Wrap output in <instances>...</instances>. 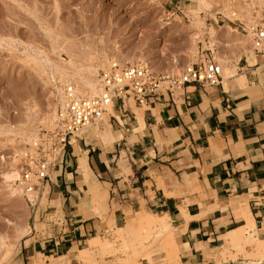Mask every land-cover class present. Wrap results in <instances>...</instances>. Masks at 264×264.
Returning <instances> with one entry per match:
<instances>
[{
    "label": "crops",
    "instance_id": "obj_1",
    "mask_svg": "<svg viewBox=\"0 0 264 264\" xmlns=\"http://www.w3.org/2000/svg\"><path fill=\"white\" fill-rule=\"evenodd\" d=\"M242 72L244 86L186 85L152 100L144 126L116 109L110 146L68 148L39 193L15 264H87L83 248L129 213L167 218L181 264H202L224 238L232 247L228 235L247 225L240 206L262 232L264 60Z\"/></svg>",
    "mask_w": 264,
    "mask_h": 264
},
{
    "label": "rangeland",
    "instance_id": "obj_2",
    "mask_svg": "<svg viewBox=\"0 0 264 264\" xmlns=\"http://www.w3.org/2000/svg\"><path fill=\"white\" fill-rule=\"evenodd\" d=\"M206 1L207 6L200 8L196 0H0V239L6 237L15 245L4 264L16 263L24 238L35 222V207L26 199L12 198L5 181L14 153L29 144L14 141L15 132L34 126L38 134L53 122L58 109L54 106L58 90L65 85L52 80V68L64 65L68 68L67 60L86 68V64H91L87 60L91 55L98 80L99 73L110 63L146 65L158 73L180 74L186 66L203 60L214 58L221 65L220 60L228 58L227 65L234 77L227 82L238 83V77L243 76L242 69L247 67L245 58L251 47L239 38L247 35L246 26L262 14L264 4L260 7L255 3L257 6L251 7L252 0ZM226 3L232 5L236 16L226 15ZM197 16L202 17L203 25L196 24ZM193 33L201 36L196 44ZM257 62L249 61L248 65ZM42 68L48 74L42 73ZM126 110L135 117L140 111L145 115L147 107L129 101ZM112 117L119 118V114L109 110L102 122L77 134L70 150L77 154L79 149H86L85 145L110 146L102 138L107 134L106 121L115 136ZM246 209L239 207L240 216H244ZM113 227L110 236L98 239L101 243H110L113 251L103 253L97 248L91 250L89 260L80 261L87 264L180 263V250L173 244L172 231L149 227L145 217L130 213ZM21 228L29 231L17 239ZM244 235L246 240L240 248L231 247L224 238L220 249L204 254L202 264H264V230L256 234L247 229Z\"/></svg>",
    "mask_w": 264,
    "mask_h": 264
},
{
    "label": "built area",
    "instance_id": "obj_3",
    "mask_svg": "<svg viewBox=\"0 0 264 264\" xmlns=\"http://www.w3.org/2000/svg\"><path fill=\"white\" fill-rule=\"evenodd\" d=\"M251 36V51L245 62L264 60V11L246 26ZM223 69L214 59L186 66L180 74L158 73L145 65L110 63L98 75L99 93L80 94L77 86L64 87V102L58 106L53 122L41 128L37 138L22 148L17 160L15 183L22 187L25 199L36 207L35 194L43 192L51 171L64 152L72 149V139L102 122L110 106L126 112V102L148 107L163 94L173 93L186 85L216 87L223 81ZM113 119V117L111 118Z\"/></svg>",
    "mask_w": 264,
    "mask_h": 264
},
{
    "label": "bare ground",
    "instance_id": "obj_4",
    "mask_svg": "<svg viewBox=\"0 0 264 264\" xmlns=\"http://www.w3.org/2000/svg\"><path fill=\"white\" fill-rule=\"evenodd\" d=\"M197 3L199 4V7L200 8H203V7H206L207 6V1L206 0H196ZM215 1V0H214ZM236 1V0H235ZM228 2H232L233 3V0H230ZM250 2V1H249ZM252 3V4H251ZM251 7L252 5H256L255 3L259 4L260 7L261 5L264 4V0H252L251 2ZM227 4V3H226ZM246 4V3H245ZM228 5V4H227ZM230 5V3H229ZM227 6L226 8V15L228 16H236L237 14H234V11L232 10V5L230 6ZM242 5V4H241ZM257 6V5H256ZM213 7V6H212ZM246 7V6H245ZM248 7H250L248 5ZM254 7V6H253ZM264 7V5H263ZM242 8V7H241ZM255 9V8H254ZM260 9V8H259ZM242 10H247L246 8H243ZM258 10V9H257ZM197 12V11H196ZM244 12V11H243ZM196 14V13H195ZM197 15V14H196ZM225 15V14H224ZM250 16V14H248ZM244 16V14H243ZM198 17V16H197ZM196 17V18H197ZM240 17V16H239ZM242 17V16H241ZM194 19L196 20V24L197 25H203V19L201 18H197V19ZM243 19V18H242ZM251 21V20H250ZM177 23V22H176ZM194 23V22H193ZM195 24V23H194ZM205 26V25H204ZM203 30V28H202ZM204 31V30H203ZM231 31V30H229ZM201 32V31H200ZM210 32V31H209ZM236 32V31H235ZM234 33V32H233ZM231 34V33H230ZM192 38H193V43L196 44L199 39H200V35L198 33H193V35H191ZM215 36V35H214ZM233 36V35H232ZM235 36V34H234ZM239 36V35H237ZM213 37V36H212ZM240 37V36H239ZM238 37V38H239ZM239 39H242L243 42H244V45L248 44L251 46V36L250 34H247V35H243V37H240ZM242 42V41H241ZM219 44H222L221 42H219ZM243 45V46H244ZM247 45V46H248ZM242 46V47H243ZM247 47H245L244 49H246ZM251 48L250 47V51H251ZM249 49V47H248ZM249 51V52H250ZM91 54V53H90ZM196 55V54H195ZM90 61V65L89 64H86L88 67L86 68H82L81 66L78 67V66H75L72 64V62L70 60H67V63L68 64V68L66 65L63 66H55V68H52V73L50 72L51 74V78L54 82H57L59 80V82L62 83L66 86V85H69V84H74L77 86V89H78V92L80 94H88V93H91V94H94V95H97L100 91H99V86H98V80H97V70L95 68L94 65H92V61L94 59V56H89L88 57ZM222 59V58H221ZM227 60L229 61V59L227 58ZM227 60H220V63L222 67V69L224 68V74H223V77H224V81L227 82L229 79L233 78V70L231 68L228 67L227 65ZM93 61V62H94ZM142 61V60H140ZM129 62V61H128ZM100 63V62H99ZM119 63V62H118ZM139 64V63H138ZM84 65V66H86ZM176 65V64H175ZM178 65V64H177ZM98 66V65H97ZM146 66V65H145ZM99 68V67H98ZM42 70V73L46 74L47 71H45L44 68L41 69ZM40 70V71H41ZM153 70V68H152ZM181 69H179L180 71ZM156 71V70H155ZM48 74V73H47ZM238 76V75H237ZM49 81L51 80L50 78L48 79ZM47 82V81H46ZM237 82L240 86H244L246 84V78L245 76H239L238 79H237ZM68 83V84H67ZM63 87V86H61ZM59 89V88H58ZM63 90L64 88L62 89H59L58 90V96H57V103L54 105L56 107L61 105L63 102H64V97H63ZM177 92L178 91H181V90H176ZM51 106V105H50ZM109 110H115L113 106H110ZM56 111V110H55ZM144 111V110H143ZM137 117V120L139 122V124L142 126L143 125V119H144V112L140 111L137 113L136 115ZM55 118V117H54ZM49 121V120H48ZM106 125H107V134L104 136V138H102V140L104 142H106L107 144H112V142H114V136L112 134V131L109 127V123H107L106 121ZM144 126V125H143ZM32 127V129H34L33 127L34 126H30L29 128H20V130L18 132H15V140L14 141H17L18 143L20 144H23L24 142H27L29 144H31L36 138H37V133L35 132V129L34 131H32V129H30ZM30 129V130H28ZM39 131V130H38ZM37 131V132H38ZM39 133V132H38ZM75 141V140H74ZM18 151L14 153V156H13V162L9 165L11 166L10 169L8 170L7 174L5 175V181L8 185V188L10 190V196L13 198V197H18L17 199H21L20 201L22 200H25V195H24V191L22 189L21 186L17 185L15 183V179L17 177V160H16V156L18 155ZM15 199V200H17ZM26 201V200H25ZM28 203V201H27ZM142 217V216H141ZM144 217V216H143ZM244 217L245 219L247 220V225H245V227L243 228H240L236 231H233L231 232L229 235H228V238H229V241L231 242V245L233 248H240V246L242 245L243 241L246 240L245 238V235H244V231L247 232V229H250L251 231L255 230V224H254V219L251 217V215H247V214H244ZM146 218V225H148L149 227H153V226H159L163 229H166V230H170L172 231L173 228H171L170 224L167 222V218H160L158 216H145ZM22 227V226H21ZM20 228V227H18ZM29 230L26 229V228H21L18 230V233L16 234L17 235V239H20L23 237V233L25 232H28ZM16 240V239H15ZM249 240V239H248ZM253 240V239H251ZM13 242L10 241V239L8 240V238L4 237V238H1L0 239V264H4L5 261L8 260V258L10 257L11 254H13L12 251H14V249L12 250V248L15 246L14 244H12ZM15 243V242H14ZM16 244V243H15ZM173 244L175 246V243L173 241ZM90 246L85 249L84 251L81 252V254H79L80 256V260L85 259V258H88L89 260V248H92V247H97V248H100L102 250L103 253H107V252H111L113 251V248H112V245L108 242L106 243H101L100 241L97 240H93L91 241V243L89 244ZM126 245V244H125ZM127 247V245H126ZM176 247V246H175ZM15 248V247H14ZM125 250V249H124ZM127 250V249H126ZM148 254V253H147ZM145 256H147L146 254H144ZM78 256V257H79ZM144 256V257H145ZM143 257V256H142ZM180 264V263H179Z\"/></svg>",
    "mask_w": 264,
    "mask_h": 264
}]
</instances>
